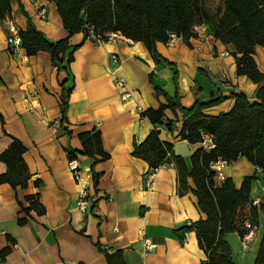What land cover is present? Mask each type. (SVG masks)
<instances>
[{
  "label": "crops",
  "instance_id": "0c3cea01",
  "mask_svg": "<svg viewBox=\"0 0 264 264\" xmlns=\"http://www.w3.org/2000/svg\"><path fill=\"white\" fill-rule=\"evenodd\" d=\"M11 6L10 14L0 19V152L14 139L20 140L26 147L24 160L31 177L26 187L0 183V264H108L103 249L122 250L127 264H203L207 256L195 231L187 232L183 242L174 233L206 216L198 207L192 178L189 189L180 193L177 168L167 164L155 171L151 185L146 186L149 164L135 156L133 149L134 142L143 141L153 128L142 111L167 103L164 94L156 93V86L170 97L178 93L183 107L223 96L220 103L204 109L208 115L229 111L235 93L258 100L257 85L236 72L234 47L216 39L208 28L189 42L180 36L174 42H157L159 55L177 69L175 80L170 64L157 63L142 41L120 34L95 44L78 32L69 40L72 60L67 64L65 54L63 67L58 68L48 51L27 55L21 46L11 45L7 27L12 21L18 30L25 29L30 19L49 40L66 37L55 2L12 0ZM40 7L47 11L45 18L39 15ZM254 57L264 72V45H256ZM116 76L125 78L128 99L122 98ZM65 89H69L68 105L61 121ZM165 115L178 119L173 130L160 128L161 138L172 143L173 154L191 166V155L200 144L180 136L179 111L167 108ZM93 129L100 130L109 154L94 165L100 174L97 184L90 173L77 181L68 167V150L78 152L82 148L79 134ZM76 158L81 166H91V158L81 154ZM6 169L0 160V172ZM259 170L244 157L222 168L224 178H232L237 186L240 178ZM216 180L225 179L216 176ZM253 187L252 196L259 202L264 185L256 181ZM82 188L92 202L87 212L77 204ZM33 194L44 212L23 210L30 205L26 196ZM262 225L260 214L246 250L237 232L227 234L237 264H254ZM146 237L156 246L146 249Z\"/></svg>",
  "mask_w": 264,
  "mask_h": 264
},
{
  "label": "trees",
  "instance_id": "16d2710c",
  "mask_svg": "<svg viewBox=\"0 0 264 264\" xmlns=\"http://www.w3.org/2000/svg\"><path fill=\"white\" fill-rule=\"evenodd\" d=\"M11 1L0 0L1 20L10 14ZM53 1L68 32L66 37L49 40L30 19L26 28L19 29L18 33L20 46L27 55L48 51L58 68L63 67L65 54L67 64L73 58V52L69 51L72 48L70 37L83 32L87 38L90 28L104 37L106 33L115 31L134 41H142L157 63L170 64L175 80L176 67L165 62L156 49L157 42H168L171 33L189 42L197 36L195 26L204 24L216 39L234 47L236 72L257 85L255 97L258 100L252 102L243 92L235 93L232 95L235 102L229 111L208 115L203 112L204 109L220 103L224 100L223 96L196 100L191 106L183 107L178 93L170 97L156 86V93L164 94L167 103L142 111L141 116L148 118L153 128L143 141L134 142L133 154L144 159L150 169L173 163L178 171L180 193L189 189L188 179L192 178L198 207L206 216L176 228L174 233L183 242L187 232L195 231L199 246L207 256L203 264H237L226 236L235 231L242 237L250 230L246 221L256 228L260 214L263 215L262 235L254 264H264V196L257 203L252 196L254 182L258 178L256 172L244 176L237 186L230 177L218 182L210 168L218 158L231 163L244 157L264 175V72L254 57L256 45H264V0H220L214 10L208 7L206 0ZM68 93L69 89H65L61 97V121L65 120ZM167 108L181 113L180 136L183 139L199 143L205 133L214 137V148L205 150L199 146L194 150L190 158L191 166L181 155H174L173 144L160 136L161 127L173 130L178 119L166 118ZM79 137L82 148L78 152L69 149L68 156L73 159L81 154L91 158L92 176L97 184L100 174L94 171V165L109 157L103 148L100 130L82 132ZM25 151L24 144L14 139L8 148L0 152V160L7 167L6 172H0V183L27 186L31 174L24 160ZM35 184L39 185L40 181L35 180ZM26 199L30 205L22 206L24 211L29 213L35 209L44 212L37 194L28 195ZM103 252L108 264H127L122 250L110 252L103 249Z\"/></svg>",
  "mask_w": 264,
  "mask_h": 264
},
{
  "label": "built area",
  "instance_id": "2783aa9c",
  "mask_svg": "<svg viewBox=\"0 0 264 264\" xmlns=\"http://www.w3.org/2000/svg\"><path fill=\"white\" fill-rule=\"evenodd\" d=\"M46 9L44 7H40L39 9V15L42 18L46 17ZM8 30L10 31V36L8 38L9 43L11 45H13L14 47H19L20 46V36L18 33V29L15 26V24L10 21L7 24ZM207 29V26L204 24L201 25H196L195 26V31L197 32V35L200 34L201 31H205ZM120 33L119 32H108L106 33L105 37L102 36V34H96L93 31V28L89 29V34L88 37L92 42H94L95 44H102L104 43L106 40L109 39H115L117 37H119ZM178 36L175 33H171L168 42H174L176 40ZM228 53V52H225ZM113 59L115 61H117L116 57L113 56ZM115 84L117 85V87L122 90L121 91V95L123 99H128L130 97V92L126 89L127 85H126V80L124 77L122 76H116L115 77ZM200 146L203 147V149L205 150H210L212 148H214L215 146V142H214V137L208 133H205L202 135V140L199 142ZM228 162L222 158H218L217 160L213 161L210 165L211 170L215 173V176L221 177L222 180H224V174L222 171V168L227 164ZM173 164V163H170ZM68 167L70 169V171L72 172L73 176L75 177V179L77 181H80L83 174L84 173H90L92 174V170L90 166L87 167H83L81 166V164L79 163L77 158H73V159H69L68 161ZM157 169H150L147 174L144 177V183L146 186H150L153 180V176L154 173ZM255 187H253V190ZM252 190V191H253ZM258 200L255 198L254 199V203H257ZM78 208L82 211V212H87L90 208L91 205V199L90 196L88 194V191L86 188H82L79 192L78 195ZM246 226L250 229L246 234H244L241 237V246L243 250L248 249L250 240L252 239V235L254 232V227L251 226L249 221H246ZM144 243H145V247L146 249H151L153 247L156 246L155 243H153L149 238H144Z\"/></svg>",
  "mask_w": 264,
  "mask_h": 264
},
{
  "label": "rangeland",
  "instance_id": "374dc122",
  "mask_svg": "<svg viewBox=\"0 0 264 264\" xmlns=\"http://www.w3.org/2000/svg\"><path fill=\"white\" fill-rule=\"evenodd\" d=\"M219 1L220 0H206V2H207V5H208V7L210 8V9H212V10H214L215 8H217V6L219 5ZM237 161H234V162H231V163H229V166H232V164H235ZM236 168H238L237 166H236ZM253 171V169H250V170H248V172H246L245 174H247V173H251ZM244 174V175H245ZM257 175H258V178L256 179V181H259V184L261 185V184H263L264 185V175H263V173L259 170L258 172H257ZM243 177V176H242ZM243 178H240V180H239V183L241 182V180H242ZM256 181L254 182V184L256 185ZM240 185V184H239ZM257 255V254H256ZM255 260V259H254Z\"/></svg>",
  "mask_w": 264,
  "mask_h": 264
}]
</instances>
